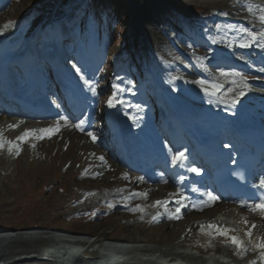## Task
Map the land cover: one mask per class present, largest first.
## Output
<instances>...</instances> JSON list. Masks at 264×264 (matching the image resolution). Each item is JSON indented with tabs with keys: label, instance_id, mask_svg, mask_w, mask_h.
<instances>
[{
	"label": "rangeland",
	"instance_id": "1",
	"mask_svg": "<svg viewBox=\"0 0 264 264\" xmlns=\"http://www.w3.org/2000/svg\"><path fill=\"white\" fill-rule=\"evenodd\" d=\"M52 1L65 10L70 11L72 7H75L74 15L71 16V12L68 16H60L55 22L40 29L41 35L43 30L47 29L45 35L30 40L28 35L31 36L36 30H39L37 22L40 21L45 8ZM249 2L264 4V0H11L4 10L6 13L0 12L4 16L0 22V28L6 33H9L14 27L17 28L15 33L18 32V35L10 41L15 45L23 43L24 36H26L23 52L29 45L31 49L37 43L35 40L40 43L49 42L50 36L57 44L58 49L62 50L63 46L58 39L68 36L67 33H69L73 39L70 46L67 43L65 45L69 46L66 48L69 52L67 58L72 53H75L76 57L73 62L72 56L68 59L67 65L72 62L68 69L74 67L73 63L83 68L87 66L85 60H94L100 67L108 68L111 74L113 72L112 77L119 74L122 80H125L122 88L127 85H138L136 90L132 91L133 96L135 94V97L139 98L138 101L134 102V99L131 98L132 92L127 98L131 101L132 109L136 112H138L137 105L143 104L144 99L145 103L149 104L143 110L145 114L141 116L142 118L149 120L148 112L155 110L156 113L153 114V117L158 115L157 111L160 109L158 107L163 106V112L169 118L166 124L179 125V116L182 115L179 114L180 111L188 114L191 111L190 108L199 106L200 102L209 108L217 96L206 94L198 84L194 83L202 78L194 77L186 69L198 62L191 60V56L185 55V51L181 52L174 43H179L183 45V49L189 48L188 50L192 53L198 54L204 51L203 44L210 43L213 36L231 35L235 36L237 40H235V47L242 48L240 47L242 41L238 39L244 33L240 31V28H247L249 25L264 26L258 19V10H256V16L247 11L246 5ZM217 18L219 20H215ZM219 21L220 29L214 31L213 26ZM58 22H60V28L56 32ZM5 25L7 27H4ZM64 25L67 28L62 35L61 31ZM204 27L209 28L202 32L201 29ZM0 37L5 39L1 33ZM15 47L14 50L18 52L21 50V48L15 49ZM95 48L101 55L107 53V62L102 59L106 63L103 64L90 57L91 50ZM253 48L252 45L242 49L250 54ZM95 50L93 57H97L94 54ZM256 53L254 57L264 60V54ZM221 60L222 62L228 61L226 58ZM207 67L214 71L213 67L209 65ZM241 73L247 77L244 84L249 89H263L260 86V83L264 81L263 74L255 73L249 69H244ZM92 74L97 80L99 79L100 75L95 72ZM107 75H102L100 84L97 82L96 84L109 86L108 89L113 91L112 77L109 79ZM126 76L129 82L126 81ZM237 78L240 80L239 76ZM98 93H101L102 100L106 98L105 92ZM151 105L154 108L150 109ZM102 106L103 114H105L107 108ZM158 117H161V122H157L155 118L153 121L158 124L157 128L161 127L163 130V113H160ZM100 119L101 122H104L102 118ZM98 121L100 120L98 119ZM188 121L185 123L186 126L195 134L193 128L198 126L193 123V120L188 125ZM26 123L36 129L37 126H43V124L36 126L30 121ZM48 123L51 125V121ZM9 125L17 124L7 123L8 129H2L0 134L6 140L19 143L22 150L19 155H16L9 152L7 144L0 148V233L23 232L25 230L33 232L21 235L17 239L0 242V256L3 254L2 248L11 247L16 242L28 249L38 250L39 253L47 251L55 255L59 254V251H68L73 248H81L90 252L93 251L96 244L93 243V240L102 231L107 233L108 240L145 237L140 248L135 247L132 248L133 251L129 250L130 254L135 257L154 258L158 256L163 258L166 255L169 256L168 252L154 251L156 247L168 246V243H162L160 238L165 237L164 239L169 240L171 247L178 239L179 242L187 243V240L184 241L183 235L196 219L190 220L188 223L180 219L171 230L167 231L163 225L156 227L152 223L139 225V222L128 223L125 219H122L119 224L112 222L113 215L108 217L111 205H116L117 209H125L121 204L128 193L134 190L133 186L136 181L134 175L118 163H114L115 171L108 172L106 166L97 157H87L85 153L75 159L72 153L68 159L60 156L57 152V144L46 145L47 152H45L39 149L37 140L44 141L46 135L40 139L38 138L40 134L37 133L22 142L17 141L16 138L22 135L24 130L17 127L10 128ZM102 126L112 138L116 139L117 135L121 133L119 130L115 133L107 131V128ZM153 128V124L145 125L141 128L144 129L141 133L152 137L156 135ZM199 129L201 128L199 127ZM117 170H125L129 179L118 181L120 176L118 174L121 171L117 172ZM104 183L109 184L107 189L103 186ZM160 183V181L156 182L157 185ZM100 186V189L95 190ZM148 186L146 183V187ZM111 193H115L113 200H109L107 197ZM166 207L169 209L170 205H166ZM156 208L164 209L165 207L156 206ZM213 214L207 213L203 218H213L216 216ZM247 214L249 213H245V218L249 222L257 223H255L258 227L256 229L262 228L261 219L250 220L251 217ZM95 223L100 224L101 228L93 230ZM237 225L241 233L239 234L242 236L243 230L250 226L240 225V223ZM56 233H70L76 236H84L83 234L89 233L85 236L89 242L83 245L66 243L61 239L63 237L55 235ZM154 246L156 247L151 250L150 248ZM226 252L230 253L228 249ZM255 255L256 253L248 254L243 262L247 264V261L253 259Z\"/></svg>",
	"mask_w": 264,
	"mask_h": 264
},
{
	"label": "bare ground",
	"instance_id": "2",
	"mask_svg": "<svg viewBox=\"0 0 264 264\" xmlns=\"http://www.w3.org/2000/svg\"><path fill=\"white\" fill-rule=\"evenodd\" d=\"M45 9L46 10H44L42 18L40 19L39 22H37L39 30H36L34 34L31 36L28 35L30 37V40H34L41 35L40 29L43 26L55 22L60 16L65 17L68 16L69 13L71 12L73 13L75 7H72L70 11L65 10L60 5H57L56 2L52 1L48 4V6ZM3 17L4 16L0 14V22L3 19ZM215 20H219V18ZM217 25H219V27H217ZM220 26L221 25L219 21L215 24V26H213V30L214 31L219 30ZM66 28L67 26L64 25L61 31L62 35H64ZM207 28L209 27L206 28L204 27V29H201V31L202 32L207 31ZM247 28L259 32L261 31L262 28H264V26L249 25ZM16 29L17 28L15 27L12 28L9 33L4 32V30L2 29L0 33L4 36L3 38H7V40H9L10 37L14 35H18V32L15 33ZM10 33L11 35L7 36ZM245 39H247V33L241 34L238 40L243 41ZM235 40H236L235 36H231V35H225L222 37L213 36L210 43L203 44L204 51L198 54L192 53V51L188 50L189 49L188 46H187L188 49H183L182 48L183 45H180L179 43H174L175 47L178 48L181 52L185 51V55H187L188 57L191 56L190 58L191 60L193 59V61L196 60L195 62H198L196 65L194 64L186 69V71H188L189 74H192L194 77L199 76L202 79L205 78L204 80L220 82L224 84V88H222L221 92L216 95L217 99L214 101L213 103L214 106L212 105L213 107L208 108L204 104H200L201 102L199 101L200 102L198 104L199 106H197V108H194L195 110H199V108H201L202 112L206 114L205 116H211L214 119L219 120V124L217 128L207 130V132L202 136H209V135L215 136L219 134L223 135L226 130L234 132V130L236 129L235 126L229 125L228 127L226 122L232 120L238 121L249 117H253L257 119L258 121H260L259 124L262 127H264V81L260 83V86L263 89L254 88L251 90L246 86L244 89L245 91L244 96L240 97L239 102L236 103L235 105H232L230 103L225 104L221 102L220 99L221 96L225 98L230 97L231 94L227 92L228 88H233L234 90H237L243 85L241 84V81L237 78V76H232V75L228 77L220 76V70H223L225 72L241 73L242 70L249 69L255 73H260L264 75V71H261V69H264V60L260 57H254L255 54H257L256 52L264 54V48L258 47L257 44L254 43L252 44L254 48L251 49V53L248 54L245 52L244 49L235 47ZM14 47L15 45L13 44L4 45L0 49V59L5 56H8L11 53H16L18 55L29 54L34 59H39L40 57L46 54L59 53L62 51L60 48L59 51L57 44H55V41L51 36L49 37V42L36 43L33 47H31V49L29 45L24 49V52L22 51V49L18 52L17 50H14ZM15 49H17V47H15ZM68 56H69V52H66V58ZM223 58L228 59V61L222 62L221 59ZM84 62L87 63L86 67L82 68L79 65L76 66V64L73 63L74 66L73 68L65 69L63 71L65 73L70 74L71 77L81 78V74L76 72L77 68L81 70V73H83V75L88 71L100 68V65L95 63L94 60L88 61L87 59ZM201 65H203V67H201ZM208 65L213 67L214 71L209 70V68L207 67ZM41 80L43 83L47 81L44 78H42ZM111 80H112L111 82L112 84L119 85L120 88H114V90L112 91L108 89L109 86L106 85L102 86L95 84L96 92L106 93L105 102H102L103 100L101 97H98L96 101L100 108V110L97 112V118L100 121L95 120L90 123H86V120L84 119L83 121H85V123L83 125V129L81 130L75 127V125L78 123H69V121L63 120L61 116L65 114H62L60 111H58L54 116V118H52V120L54 119V122L51 123V125L47 126V128L50 126L55 127L57 124H59L60 125L59 130L56 131L54 134H52L50 137L46 135L44 141L37 140L39 149L47 152L46 145L57 144L58 154L60 156L66 157V159H68V156L71 153L73 154L74 159L77 158L80 154L85 153L87 157L94 156L97 157L100 161H102V163L106 166V170L108 172L112 170L115 171L114 163L117 162L112 160L113 155L109 151L108 147H106L107 145L109 146L112 144L115 137L113 138L110 137L107 134V132L104 130V127L102 125H104L107 128L106 129L107 131L108 130L113 131V126L111 124V121L113 122L116 121L119 122L118 130L121 132L120 133L121 136L127 137L131 134H137L138 130L140 129L139 127L142 124V122L138 120V116H143L145 112L144 111L136 112L135 110H133L131 106V101L127 98V96L131 94V92L136 87H138V85L137 86L127 85L124 88H122L123 85L125 84V80H122V77L119 76V74L113 76ZM78 87L80 88V92L81 93L83 92V94H87L89 92V90L87 89L89 86L85 85L84 81H82V83ZM113 96H115L116 99L120 102L116 103L115 107L109 108L108 113L106 115L104 114L105 116H103V112L101 111L102 109L101 106L105 104L107 108L108 106L107 101L110 97ZM56 101L59 102L60 97H56ZM149 107L150 109L154 108L153 105ZM197 116H199L200 119L204 117L202 113L199 115L197 114ZM67 117L68 119H70V116L67 115ZM100 118H102L104 122H101L102 120ZM155 120L157 122L162 121L161 117H157L155 118ZM192 120H194V115L191 116L190 121H188V125L191 123ZM7 123L17 124L12 119L9 120ZM28 126L25 127V130L36 129L32 126L29 127ZM42 128L45 127L37 126V129H42ZM193 130L196 135H201L200 134L201 130L204 129H199V127H197V128H193ZM88 132H92L95 134L96 137L95 141H93L92 137L88 135ZM101 156L104 157L103 160L100 159ZM120 171L117 170V172H120V174H118L120 175L119 179H117L118 181H126L127 179H129L128 174H127V178L125 176L126 174L125 170H120ZM133 177L136 178V181L133 186L134 190L128 193V196L124 198L123 203L121 204V206L125 209H117L116 205L113 204L111 205L110 215H108V217H112L113 215L112 222L114 224H119L122 219H125L128 223L139 222V225L141 224L146 225L149 223L154 224L156 227L163 225L164 229L167 231V230H171L172 227H174L178 222V220L180 219L185 220L187 223L190 220L196 219L192 224H190L189 230L183 235V239L184 241L187 240V243L179 242L180 240L178 239L173 244V247H171V244H169L170 242H168L169 240L164 239L165 238L164 237V238H160V240L163 241L162 243H168V246L164 248L154 246L153 248H150L151 250L156 247L154 251L168 252L170 257L178 256L179 259H181L182 261L188 264H227V262L226 263L224 262V259L226 258H230L232 261H234L232 264H238L245 257H247L248 254L250 255L254 253V252H248L243 258L237 257L234 254V248L231 246L230 243L225 244L223 237H220L215 234L209 236L205 233H202L201 231L198 232V230H201L200 225L202 224L207 225L209 222L212 223V220L215 221L223 220L220 221L222 223L231 222V224L234 223H240V225L243 224L242 218L246 217L245 211L237 207L232 201L224 202L223 200L218 199L217 201L212 203L211 206H203V210H200L202 206L201 202L205 198L204 196H202V192L207 191L209 189L206 186H204L201 188L202 190L200 191L201 193L199 192V190H194V193L192 195H190L189 193L184 194V196L187 197V199L184 201V204L187 205V207L181 209L180 219H173V218H169L168 212H174L175 209L178 207V205L176 204V199H178V197H174L173 199L170 198V195L176 192V189L174 190V192H170L171 191L170 189H173L171 188L173 185L172 186L170 185L171 184L170 180L167 177H163L160 180H158L161 182L159 185L156 184V182L158 181H154L155 184L151 183L149 184L148 187H146V183H148V180L146 179L141 180L139 179L141 176L135 174ZM194 181L195 180L193 179L192 183L189 184L188 187H193ZM108 185H109L108 183L103 184V186L106 189L108 188ZM100 188L101 186L97 187L95 190H98ZM134 192L147 193V196L144 197V196L132 195V193ZM114 196L115 193H111L107 197L109 200H113L112 198ZM157 200L169 201L168 205H170V207L168 209V212H166L165 209H159V208L157 209L156 206H154L155 201ZM137 205L143 208L144 211L141 212L139 210H134L136 209ZM192 205H196V207H193ZM207 213H214L213 216L214 215L216 216L211 218L212 220L209 219L205 221L201 220V218L205 217V214ZM247 215L251 217L250 220L251 219L255 220L257 218L258 220L259 219L262 220L261 222L263 223V225L262 228L260 227L261 230L260 228L254 229V235H264V219H262L258 214L252 212ZM98 228H101L100 224H96L93 226V230H96ZM32 232L33 231L31 230H25L23 232L21 231L1 232L0 242L2 243L5 240H12L15 238L17 239L18 237H21V235L31 234ZM88 234L89 233H85L83 235L86 236ZM70 236L71 235H69V237ZM85 238L86 237L84 238L79 237L77 240L78 244L83 245L86 242H89L88 239ZM243 238L247 239V237L244 236V233H243ZM108 239L109 238L107 237V233L105 231H102L93 240V243L101 244V246H103L104 249L108 252L110 251L114 252L116 251L117 246H120L122 249L126 246H132L131 248L137 246L141 247V244L144 243L145 241L144 239L146 238L145 237L143 238L142 236L137 238L136 237L124 238V239L122 238L117 240H108ZM14 244L15 245L11 247L9 246L10 248L9 247L2 248L3 254L0 256V264H102L103 263L102 261L103 256L96 254L94 251H90V252L84 251L82 252V255L75 256L76 254H70L67 253L66 250H63V253L59 251L60 252L59 254L54 255L51 254V252L49 253L47 251L46 253L45 252L39 253L38 250L28 249L26 246L20 245L17 242ZM127 248L128 247H126V249ZM220 248H225V250L228 249V251L231 254L225 252L224 250H221ZM57 259L64 260L65 262L63 263L57 262ZM145 261L147 260H143L140 257H133L128 261H124L118 264L153 263L152 261L150 262H145Z\"/></svg>",
	"mask_w": 264,
	"mask_h": 264
},
{
	"label": "snow or ice",
	"instance_id": "3",
	"mask_svg": "<svg viewBox=\"0 0 264 264\" xmlns=\"http://www.w3.org/2000/svg\"><path fill=\"white\" fill-rule=\"evenodd\" d=\"M247 11L253 16L257 15L258 10V19L261 23V25H264V4H253L251 2L247 3L246 5ZM4 27H7L5 25ZM219 27V25H217ZM2 31V29H0ZM241 32L247 33V39L243 40L240 43V47L242 48H249L252 46V44H257L258 47L264 48V28L261 29V31L256 32L251 30L250 28L241 27ZM203 67V65H201ZM261 71H264V69H261ZM77 73L81 74V79L84 80L85 85H88L91 88V91L93 93L96 92V88L92 86V82L85 78L83 73H81V70L79 68L76 69ZM239 76L241 84L243 85L237 90H234L233 88H228L227 92L230 95L229 98H225L223 96L220 97L221 102L225 104H232L235 105L239 102L240 97L244 96L245 94V87L246 84L244 82L247 80V77L243 76L242 73L237 72H225L223 70H220V76L222 77H228V76ZM194 83L198 84L201 89L208 95L216 96L218 93L221 92V89L224 88V84L220 82H214V81H208L204 79L196 80ZM114 88H119V85H113ZM115 96L110 97L107 101V105L109 108H113L116 106V103H118ZM139 108L140 106L137 105ZM65 121L67 118H63ZM85 121L81 120L78 124L75 125L78 129H83ZM10 128L18 127V125H9ZM60 125L57 124L55 127H48V128H42V129H26L24 133L16 138L17 141H24L29 136L39 133L40 135L38 138L43 139L44 135H48L49 137L54 134L56 131L59 130ZM88 135L92 137L93 141L96 140L95 134L92 132H88ZM7 144L8 150L10 153H14L16 155H19L21 152L20 144L11 140H6L3 138L2 134H0V148H3ZM34 146V145H33ZM225 148L230 147L229 145H224ZM186 151V150H185ZM185 151H177L171 156V162L172 164H182V162L186 161L188 157L185 155ZM101 160L104 159V157H100ZM189 171L193 173H200V169L197 167H191L189 168ZM127 178V174H125ZM139 179L143 180V177H140ZM254 187H259L260 189H264V177H261L259 179L258 185H253ZM132 195L137 196H147V193H138L134 192ZM176 195H178V199H176V204L178 207L175 209L174 212H168V209L166 207L168 201H155L154 206H164L165 211L168 212L169 218L173 219H180L181 218V209L184 207H187V205L184 204V201L187 199V197L184 196L183 192H178ZM205 199L201 202V208L200 210H203V206H211L212 203L217 201L219 197L215 195L212 191H206L203 193ZM241 207H246L250 212L258 214L262 219H264V192L260 195V197L253 202H248L245 200L239 201ZM193 207H196V205H192ZM141 212L144 211L143 208H141L139 205H137L136 209ZM155 219V217H154ZM242 223L244 225H250L246 227L244 230V236L247 237V239L242 238L239 235L240 229L237 228H229L220 224H215L209 222L207 225H200V229L202 233H205L209 236H212L213 234L218 235L220 237L224 238V243L228 244L230 243L231 246L234 248V254L237 257L243 258L248 252H254L256 253L255 257L253 259H250L247 261V264H264V235H254V229L257 228V225L252 222H250L246 218H242Z\"/></svg>",
	"mask_w": 264,
	"mask_h": 264
},
{
	"label": "water",
	"instance_id": "4",
	"mask_svg": "<svg viewBox=\"0 0 264 264\" xmlns=\"http://www.w3.org/2000/svg\"><path fill=\"white\" fill-rule=\"evenodd\" d=\"M57 262L63 263L65 261L64 260H61V259H57Z\"/></svg>",
	"mask_w": 264,
	"mask_h": 264
}]
</instances>
